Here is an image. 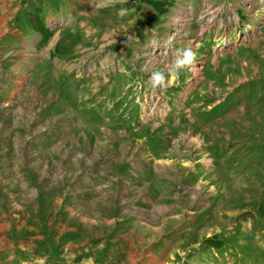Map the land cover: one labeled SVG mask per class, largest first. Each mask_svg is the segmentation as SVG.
Instances as JSON below:
<instances>
[{"label":"rangeland","instance_id":"obj_1","mask_svg":"<svg viewBox=\"0 0 264 264\" xmlns=\"http://www.w3.org/2000/svg\"><path fill=\"white\" fill-rule=\"evenodd\" d=\"M263 198L264 0H0V264H264Z\"/></svg>","mask_w":264,"mask_h":264},{"label":"trees","instance_id":"obj_2","mask_svg":"<svg viewBox=\"0 0 264 264\" xmlns=\"http://www.w3.org/2000/svg\"><path fill=\"white\" fill-rule=\"evenodd\" d=\"M154 6L157 7V10H159L160 12H164V6L161 5L160 2L154 3ZM28 18L30 23L33 24L34 29L41 34L42 38L46 39L49 36L50 31L44 26L42 21L38 19V16L34 14H29ZM74 42L75 40L73 35H61L54 45L53 54L60 56L70 53L75 44ZM259 211L260 215L264 218V198L259 204ZM246 218L250 219L252 226H254L255 228L257 218L251 211L242 212L237 216V220ZM203 242L205 246L209 248H218L222 246V242L216 239L214 236L205 238Z\"/></svg>","mask_w":264,"mask_h":264},{"label":"clouds","instance_id":"obj_3","mask_svg":"<svg viewBox=\"0 0 264 264\" xmlns=\"http://www.w3.org/2000/svg\"><path fill=\"white\" fill-rule=\"evenodd\" d=\"M171 38L169 39L168 43L170 44ZM195 61V53L191 49H186L183 51L182 56L177 58L174 61L173 70L170 72L169 78H166L165 75L160 71H154L151 73L149 77V84L152 88H165L167 87L170 80H179L181 71L193 65Z\"/></svg>","mask_w":264,"mask_h":264},{"label":"crops","instance_id":"obj_4","mask_svg":"<svg viewBox=\"0 0 264 264\" xmlns=\"http://www.w3.org/2000/svg\"><path fill=\"white\" fill-rule=\"evenodd\" d=\"M153 7H154L155 9H157V7H155L154 5H153Z\"/></svg>","mask_w":264,"mask_h":264}]
</instances>
